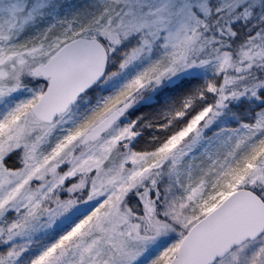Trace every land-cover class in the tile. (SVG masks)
I'll return each mask as SVG.
<instances>
[{
    "label": "snow or ice",
    "instance_id": "obj_1",
    "mask_svg": "<svg viewBox=\"0 0 264 264\" xmlns=\"http://www.w3.org/2000/svg\"><path fill=\"white\" fill-rule=\"evenodd\" d=\"M0 264H264V0H0Z\"/></svg>",
    "mask_w": 264,
    "mask_h": 264
}]
</instances>
